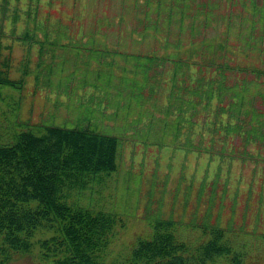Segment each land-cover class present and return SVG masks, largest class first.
<instances>
[{
  "label": "rangeland",
  "instance_id": "rangeland-1",
  "mask_svg": "<svg viewBox=\"0 0 264 264\" xmlns=\"http://www.w3.org/2000/svg\"><path fill=\"white\" fill-rule=\"evenodd\" d=\"M194 1L200 5L205 0ZM151 2L7 0L2 11L0 0V68L22 84L0 88V143H10L14 131L47 124L90 127L119 138L115 170L68 198L72 204L115 214L117 222L101 253L106 263L125 261L137 239L149 238L152 223L160 218L174 220L177 240L190 244L204 241L210 228L218 227L244 252L242 264H264V137L246 140L252 117L231 111L213 123L210 116H195L196 126L189 134L172 137L158 125L168 103V84L156 86L153 94L135 91L137 98L129 99L126 109L124 98L117 94L115 86L123 84L122 67L127 69L130 61L121 53L162 47L151 30L141 38L145 26L166 19L156 20L148 7ZM212 4L217 5L216 21L207 30L199 29L197 46L207 42L216 64L230 62L228 56L251 69H264V0H215ZM188 22L186 18L184 25ZM35 25L41 39L43 34L77 38L92 33L96 42L103 37L104 43L92 47L104 45L100 49H108L109 54L93 59L85 50L76 54L57 45L44 52L39 64L38 45L27 48L21 39ZM173 32L176 39L175 20L170 25ZM179 37L187 42L186 32ZM218 44L224 45V51ZM167 67L158 70L168 80L171 70ZM106 74L111 76L107 88ZM249 75L256 81L252 86L257 85L252 89L256 93L253 112L264 122V75ZM119 90L128 96L124 85ZM224 99L228 106V98ZM239 118L243 120L238 122ZM234 125L240 131L232 130ZM44 236L39 233L36 239ZM40 252L36 242L30 255H15L8 264H46Z\"/></svg>",
  "mask_w": 264,
  "mask_h": 264
},
{
  "label": "trees",
  "instance_id": "trees-1",
  "mask_svg": "<svg viewBox=\"0 0 264 264\" xmlns=\"http://www.w3.org/2000/svg\"><path fill=\"white\" fill-rule=\"evenodd\" d=\"M150 1L148 7L156 15V20L162 16L166 19L163 23L145 26L141 38L151 30L162 47L145 53H121L130 59L128 68L122 67L124 75L120 80L123 84L115 86L119 98H124L123 107L130 108L129 99L136 100L137 91L149 90L148 93L153 94L156 86L168 84V103L163 107L164 116H158V125L172 137L185 132L189 134L190 128L196 126L195 116H210L214 123L220 120L221 114L228 116L234 111L236 114L250 115L254 121L246 140L256 137L262 139L264 132H261V127L264 122L259 121L251 103L256 94L252 89L257 85L252 86L256 81L253 82L249 74L264 75V69H251L249 64L243 65L228 56L230 62L216 64L212 51L206 46L207 42L199 47L194 41L199 36V29L207 30L216 21L214 10L217 5L212 4L215 0H205L200 5L194 0ZM5 4L7 0H3L2 11L5 10ZM186 18L189 19L188 25H184ZM172 20L177 22L176 39H173L174 32L172 35L170 33ZM36 27L32 31L26 29L21 39L27 48L38 45L40 59L45 51L57 45L62 49L67 47L74 50L76 54L85 50L93 59L109 54L108 49H100L104 45L92 47L104 43L101 42L103 37L96 42L92 33L77 38L68 34L53 37L43 34L41 39L35 32ZM185 32L188 39L183 43L179 34ZM165 45L167 48H163ZM223 46L217 45L221 50ZM1 48L0 43V58ZM162 49L166 51L160 53ZM41 62L42 59L39 64ZM167 64V69L171 70L168 80L158 70V67ZM234 75L237 77L229 80ZM106 78L107 88L110 74ZM123 85L124 90H128L127 97H123L121 93L124 92L119 90L123 89ZM17 86L21 87V82L10 79L6 71L0 68V88ZM226 97L228 106L224 104ZM213 99L215 104L212 103ZM246 109L248 112L241 111ZM242 120L239 118L238 122ZM226 129L230 130L229 124ZM232 130L240 131L235 125ZM188 141L191 143L190 139ZM118 143L117 136L101 133L95 128L48 124L14 131L10 143H0V264L10 263L15 255H30L36 242L41 248L39 257L44 258L46 264L245 262L242 249H237L222 229L211 227L204 241L190 244L177 240L174 220L159 218L152 223L150 237L137 239L125 261L106 263L101 253L106 249L117 222L115 214L72 204L68 198L75 190H82L87 183L99 179L101 174L115 170ZM39 233L47 236L36 239Z\"/></svg>",
  "mask_w": 264,
  "mask_h": 264
}]
</instances>
